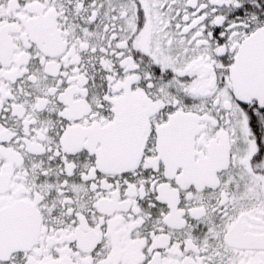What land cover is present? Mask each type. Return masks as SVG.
Listing matches in <instances>:
<instances>
[{
  "label": "snow or ice",
  "instance_id": "obj_1",
  "mask_svg": "<svg viewBox=\"0 0 264 264\" xmlns=\"http://www.w3.org/2000/svg\"><path fill=\"white\" fill-rule=\"evenodd\" d=\"M0 264H264V0H0Z\"/></svg>",
  "mask_w": 264,
  "mask_h": 264
}]
</instances>
